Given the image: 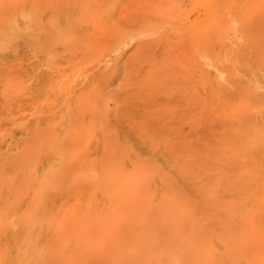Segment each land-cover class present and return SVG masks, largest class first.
Returning a JSON list of instances; mask_svg holds the SVG:
<instances>
[{
	"label": "rangeland",
	"instance_id": "rangeland-1",
	"mask_svg": "<svg viewBox=\"0 0 264 264\" xmlns=\"http://www.w3.org/2000/svg\"><path fill=\"white\" fill-rule=\"evenodd\" d=\"M0 264H264V0H0Z\"/></svg>",
	"mask_w": 264,
	"mask_h": 264
},
{
	"label": "bare ground",
	"instance_id": "bare-ground-1",
	"mask_svg": "<svg viewBox=\"0 0 264 264\" xmlns=\"http://www.w3.org/2000/svg\"><path fill=\"white\" fill-rule=\"evenodd\" d=\"M2 28H5V27H2ZM13 29H14V28H13ZM13 29H12V30H13ZM14 32H15V31H14ZM6 87H7V86H6Z\"/></svg>",
	"mask_w": 264,
	"mask_h": 264
}]
</instances>
